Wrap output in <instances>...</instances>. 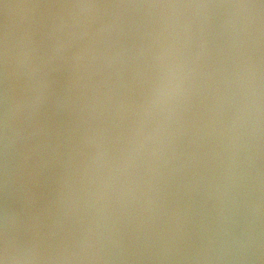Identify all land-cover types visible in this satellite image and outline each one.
<instances>
[{"label":"clouds","instance_id":"obj_1","mask_svg":"<svg viewBox=\"0 0 264 264\" xmlns=\"http://www.w3.org/2000/svg\"><path fill=\"white\" fill-rule=\"evenodd\" d=\"M0 264H264V0H0Z\"/></svg>","mask_w":264,"mask_h":264}]
</instances>
